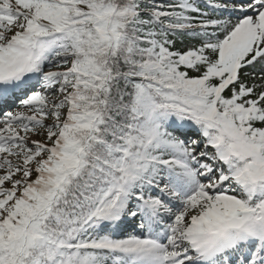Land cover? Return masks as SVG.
I'll return each mask as SVG.
<instances>
[{
	"label": "snow or ice",
	"instance_id": "snow-or-ice-1",
	"mask_svg": "<svg viewBox=\"0 0 264 264\" xmlns=\"http://www.w3.org/2000/svg\"><path fill=\"white\" fill-rule=\"evenodd\" d=\"M0 264H264V0H0Z\"/></svg>",
	"mask_w": 264,
	"mask_h": 264
}]
</instances>
